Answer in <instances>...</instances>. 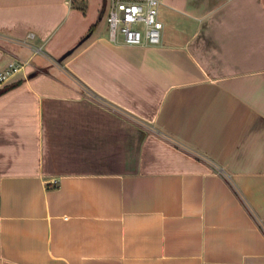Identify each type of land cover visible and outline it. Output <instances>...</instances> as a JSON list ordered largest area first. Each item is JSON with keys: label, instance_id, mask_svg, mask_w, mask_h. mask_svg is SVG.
<instances>
[{"label": "crops", "instance_id": "0c3cea01", "mask_svg": "<svg viewBox=\"0 0 264 264\" xmlns=\"http://www.w3.org/2000/svg\"><path fill=\"white\" fill-rule=\"evenodd\" d=\"M110 1L0 0V264H264V0Z\"/></svg>", "mask_w": 264, "mask_h": 264}, {"label": "built area", "instance_id": "2783aa9c", "mask_svg": "<svg viewBox=\"0 0 264 264\" xmlns=\"http://www.w3.org/2000/svg\"><path fill=\"white\" fill-rule=\"evenodd\" d=\"M161 0H111L106 7V21L112 41L129 45L158 44L164 22L159 17ZM29 61L12 62L0 72V83L10 79Z\"/></svg>", "mask_w": 264, "mask_h": 264}, {"label": "rangeland", "instance_id": "374dc122", "mask_svg": "<svg viewBox=\"0 0 264 264\" xmlns=\"http://www.w3.org/2000/svg\"><path fill=\"white\" fill-rule=\"evenodd\" d=\"M104 16V17H103ZM101 17H103V19H102V21L100 22V25H103L104 24V22H105V20H106V16H105V14L104 13H102V16ZM98 19V18H97ZM105 19V20H104ZM107 22V21H106ZM107 25H108V23H107ZM107 28V30H109V26H107L106 27ZM31 53H32V50L31 49H28V50H25V49H23L22 50V52L20 53V56H22L24 59H27V58H29L30 57V55H31ZM42 56H41V53H38L37 55H36V57H34V58H32V60H30V63H34L35 64V62H38V60L41 58ZM58 60H60V59H58ZM45 69H48V67H45Z\"/></svg>", "mask_w": 264, "mask_h": 264}, {"label": "trees", "instance_id": "16d2710c", "mask_svg": "<svg viewBox=\"0 0 264 264\" xmlns=\"http://www.w3.org/2000/svg\"><path fill=\"white\" fill-rule=\"evenodd\" d=\"M21 80H18V81H14V82H11L9 84H6L4 85L2 88H0V93L12 88V87H15L16 85L20 84Z\"/></svg>", "mask_w": 264, "mask_h": 264}]
</instances>
